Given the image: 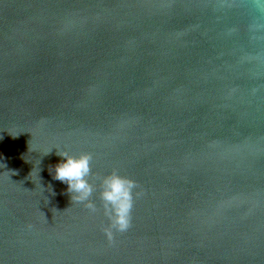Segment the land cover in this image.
<instances>
[{"label":"water","instance_id":"water-1","mask_svg":"<svg viewBox=\"0 0 264 264\" xmlns=\"http://www.w3.org/2000/svg\"><path fill=\"white\" fill-rule=\"evenodd\" d=\"M0 264H264V0H0Z\"/></svg>","mask_w":264,"mask_h":264},{"label":"clouds","instance_id":"clouds-1","mask_svg":"<svg viewBox=\"0 0 264 264\" xmlns=\"http://www.w3.org/2000/svg\"><path fill=\"white\" fill-rule=\"evenodd\" d=\"M56 155L61 160L50 172L53 179L67 185L66 191L72 202L83 203L90 211L95 212L96 205L90 199L95 189L88 179L91 175V154L72 156L67 152H56ZM136 188L134 180L120 175L116 170L100 178L99 199L109 220L103 231L109 242L113 241L115 233H123L130 228L134 199L140 195L135 191Z\"/></svg>","mask_w":264,"mask_h":264}]
</instances>
